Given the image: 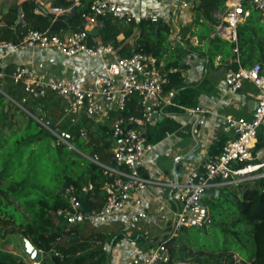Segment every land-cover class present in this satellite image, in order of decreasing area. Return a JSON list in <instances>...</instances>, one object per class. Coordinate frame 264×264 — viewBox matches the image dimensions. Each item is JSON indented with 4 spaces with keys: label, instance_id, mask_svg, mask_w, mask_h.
Listing matches in <instances>:
<instances>
[{
    "label": "built area",
    "instance_id": "2783aa9c",
    "mask_svg": "<svg viewBox=\"0 0 264 264\" xmlns=\"http://www.w3.org/2000/svg\"><path fill=\"white\" fill-rule=\"evenodd\" d=\"M31 1L40 3L39 0ZM224 1V37L234 44V52L238 54L239 26L251 14L248 6L264 16V0ZM68 3L67 7L50 5L47 12L55 20L78 9L84 30L63 36L50 30L30 29L17 44L0 42V50L5 55L25 49L52 50L65 59L86 55L106 62L104 74L96 75L90 82L82 85L66 77L49 73L41 75L30 65H18L11 75L14 83L22 85L24 89V102L27 98L44 99L53 94L61 102L63 116L73 125L80 123L83 118L97 119L109 112L118 114L111 124L110 162L100 161L96 155L93 158L86 157L98 164L106 177L103 185L105 202L100 210L86 212L83 201H86L89 187H68L65 199L69 207L57 211V216L67 226L92 222L130 210H133L132 223L140 224L148 217L143 193L151 185L159 184L179 192L172 233L169 234L174 237L181 229L202 227L209 222V210L202 201L207 190L218 187L239 188L247 182L264 179V147L257 149L264 127V68L261 63L247 68H230L226 73L232 92L241 91L246 85L255 87L257 103L249 119L228 118L236 136L225 145L222 153L209 157L200 168L189 174L183 184L156 183L143 176L141 168L152 149L145 128L153 122L155 113L163 112L162 95L168 84L164 65L151 54L135 51L124 56L112 45L95 44V36L91 35V30H100L105 20L112 19L130 25L139 19L128 5L112 0H68ZM35 12L40 14V8ZM2 20L3 14L0 13V22ZM143 20L157 23L159 18L150 15ZM19 22L25 25L23 10L20 12ZM6 76L0 66V79L4 80ZM133 98L139 101V114L122 116ZM189 112L200 115L199 122L202 124L204 119L201 115L209 113V110L196 107ZM42 124L54 134L57 144H63L85 156L74 146L75 137L70 132L51 130L49 122ZM175 160L179 161L180 157ZM166 243L161 239L149 254L135 257L132 264H189L173 260Z\"/></svg>",
    "mask_w": 264,
    "mask_h": 264
},
{
    "label": "trees",
    "instance_id": "16d2710c",
    "mask_svg": "<svg viewBox=\"0 0 264 264\" xmlns=\"http://www.w3.org/2000/svg\"><path fill=\"white\" fill-rule=\"evenodd\" d=\"M52 5L67 7L69 3L68 0H52ZM37 8L41 7L35 1L27 0L22 4L25 21H33L29 30H50L55 34L67 30H84L78 9L54 20L44 9L43 13H36ZM135 26V23L126 25L108 19L104 21L98 37L104 45L117 47L118 37L121 34L126 39L131 37ZM139 27L141 35L136 51L151 54L159 62H164L168 76V84L164 90L182 89L183 78L179 72H175L180 60L175 52L169 50L168 29L148 20H143ZM242 39V31H239V42ZM1 68L7 74L4 80L14 83L11 75L16 67L2 65ZM4 80L0 79V83ZM15 85L23 90L25 98L22 85ZM1 89L3 88L0 86ZM6 96L10 97L0 93V219L13 224L17 228L12 230L13 233L29 238L42 251L44 257L41 264H107L105 245L111 234L91 225V221L84 223V227L67 226L57 216L58 210L69 207L65 191L70 186L80 188L87 185L90 190L85 200L89 210L102 208L105 202L103 185L106 180L102 168L67 146L57 144L54 134L42 124L47 121L36 116L30 109L27 110L33 115L28 117L25 124L9 128L8 122L12 117L7 110L9 101ZM50 97L57 99L53 94L44 99H30L44 101ZM193 98V92L184 91L179 100L180 105L194 107ZM13 100L16 102V99ZM60 106L62 110L61 102ZM136 106H139V101L133 98L122 116L138 115L140 110L137 111ZM172 110L176 113L184 112L178 108ZM110 116L115 119L118 114ZM93 120L95 119L83 118L76 125L68 120L69 127L65 130L75 137L74 146L84 154L90 153L91 149L80 133L86 123ZM262 132L264 128L261 130L257 149L264 147ZM165 134L166 131L161 130L157 141ZM109 136L111 148V128ZM239 188L243 189L242 195L236 190L238 188L231 187L211 188L205 192L202 201L209 210V222L202 227L181 229L174 237H164L173 260L190 261L191 264H264V179L247 182ZM212 227L218 228L226 236L222 248L209 250L208 245L199 238V230L207 232ZM75 237L80 240L68 242ZM235 256H238L239 262ZM0 264L29 263L0 255Z\"/></svg>",
    "mask_w": 264,
    "mask_h": 264
},
{
    "label": "crops",
    "instance_id": "0c3cea01",
    "mask_svg": "<svg viewBox=\"0 0 264 264\" xmlns=\"http://www.w3.org/2000/svg\"><path fill=\"white\" fill-rule=\"evenodd\" d=\"M39 1L40 3H36L40 5L41 13L52 5V0L50 3ZM112 1L128 5L139 17L135 22L133 35L126 39L121 34L117 47L113 46L121 55L128 56L136 51L141 35L139 24L150 15H156L159 18L157 23L165 26L170 33L169 50L179 57L180 65L175 72L181 74L184 86L182 89L164 90L162 117L154 119L145 128L152 149L146 155L141 173L156 183L183 184L193 170L200 168L209 157L220 154L225 145L235 138V130L228 123L229 117L249 119L252 116L257 103L256 88L246 85L243 90L232 92L226 73L230 68H247L256 63H261L264 68V16L248 6L251 14L239 26L243 39L238 42L239 53L236 54L234 44L224 37V0ZM21 10L15 21L10 12L1 13L3 20L0 22V36L5 35L7 39H0V42L22 41L29 30V22L25 21V25L19 22ZM10 21L13 22L9 23ZM81 23L83 24L82 19ZM21 29L23 33H19ZM93 31L91 30L92 34ZM73 32L67 30L60 35L68 36ZM93 35L95 44H103L100 37ZM15 36L16 39H13ZM5 54L0 50V66L30 65L41 75L49 73L66 77L81 85L105 72V61L86 55L62 60L52 50L34 49ZM162 63L164 65L163 61ZM186 90L195 94L192 100L194 107L180 105L179 100ZM196 107L209 110V113L201 115L204 119L202 124L199 122L200 115L189 112ZM177 108L184 112L176 113L172 110ZM136 110L139 111L140 107L136 106ZM113 113L109 112L97 119L103 124H109L111 128L113 119L110 115ZM161 130H165L166 134L157 141ZM177 157H180L179 161L175 160ZM178 196L177 190L159 184L151 185L143 193L148 217L136 224L145 226V232L140 235H136L135 228L131 229L133 210L93 220V226L98 228L105 223L110 224L115 231L122 229L118 233H108L114 234L115 238H110L105 245L107 264H132L135 257L149 254L161 239L171 234ZM134 236L143 240L138 243L133 240Z\"/></svg>",
    "mask_w": 264,
    "mask_h": 264
},
{
    "label": "rangeland",
    "instance_id": "374dc122",
    "mask_svg": "<svg viewBox=\"0 0 264 264\" xmlns=\"http://www.w3.org/2000/svg\"><path fill=\"white\" fill-rule=\"evenodd\" d=\"M27 0H0V13H6L7 11L13 14L14 20L18 11L22 8V4ZM45 2H51V0H44ZM8 21V20H7ZM10 21L9 23H12ZM8 23V22H7ZM33 21H29V28H32ZM23 33V29L19 33ZM0 39H7L5 35L0 36ZM16 39V36L15 38ZM0 86L3 88L0 90V93L9 95L7 98L9 105L7 110L11 115V119L8 122V127L12 128L18 124H25L28 120V117H31V114L27 109L34 111V114L38 117H42L44 120L49 122L53 130L65 131L69 125L68 120L63 116L60 102L54 98L50 97L44 101H35L33 99L27 98L26 102L23 101V90L19 86H16L14 83H11L10 80L1 81ZM6 91L7 93L3 92ZM16 99V102L13 100ZM26 98V97H25ZM107 128V129H106ZM109 124H103L98 119L93 121H88L84 128L81 131V137L85 139L87 146L91 149L90 153H86L84 157L93 158L95 155L99 158L100 161L110 160L112 158L110 152V136H109ZM83 132V134H82ZM77 152V151H75ZM78 153V152H77ZM243 188V187H242ZM242 188H234L243 194ZM91 225L94 223L90 222ZM86 224H80L79 226L84 227ZM99 229L106 231L108 233L119 232L122 229L115 231L112 229L110 224H100ZM98 228V227H97ZM135 228L136 235H140L141 232H145L144 225L133 224L131 229ZM17 229L13 224L6 222L5 220L0 219V255L10 256L13 259L19 261H26L29 264H33V261L27 256L23 249V239L19 233H13L12 230ZM199 238L201 241L205 242L208 247L207 249L212 248H222L226 236L220 232L216 227L210 228L207 232L204 229L199 230ZM114 235V234H113ZM111 235V238L115 236ZM136 242H141L138 237H132ZM147 244V243H146ZM148 247V245H146ZM236 260L239 262L240 259L238 256H235ZM191 264L190 261H188Z\"/></svg>",
    "mask_w": 264,
    "mask_h": 264
},
{
    "label": "water",
    "instance_id": "95a60500",
    "mask_svg": "<svg viewBox=\"0 0 264 264\" xmlns=\"http://www.w3.org/2000/svg\"><path fill=\"white\" fill-rule=\"evenodd\" d=\"M100 33L99 29H94L93 34H95L96 36H98ZM65 58L62 57V60H64ZM162 117L161 114H157L155 113L153 115L154 119H160ZM83 208L85 209L86 212L89 211V207L87 205L86 201H83ZM80 239L79 237H75V238H71L68 242H78ZM23 245V249L25 251V253L27 254V256L35 263L41 264L42 260H43V253L41 250H39L36 246L33 245V243L31 242V240L27 237H25L23 239L22 242Z\"/></svg>",
    "mask_w": 264,
    "mask_h": 264
}]
</instances>
